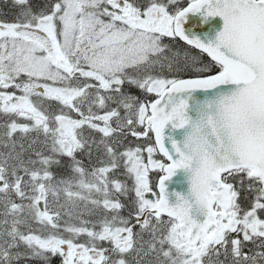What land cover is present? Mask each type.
I'll return each mask as SVG.
<instances>
[{
    "label": "snow or ice",
    "instance_id": "obj_1",
    "mask_svg": "<svg viewBox=\"0 0 264 264\" xmlns=\"http://www.w3.org/2000/svg\"><path fill=\"white\" fill-rule=\"evenodd\" d=\"M12 3L0 20V264H264V0ZM129 135L144 143L125 146ZM93 148L89 169L76 154L91 161ZM62 158L71 176L57 178ZM121 161L131 186L112 175ZM178 170L187 187L169 191Z\"/></svg>",
    "mask_w": 264,
    "mask_h": 264
},
{
    "label": "flooded vegetation",
    "instance_id": "obj_2",
    "mask_svg": "<svg viewBox=\"0 0 264 264\" xmlns=\"http://www.w3.org/2000/svg\"><path fill=\"white\" fill-rule=\"evenodd\" d=\"M32 6H33V10L34 11H38L39 10V7L42 6V5H38L37 0H32ZM17 11H18V9H16L13 6L12 0H0V20H7V21L13 20V18L16 16ZM129 87L131 89H129ZM134 88L135 87L128 86L127 84L124 85V90L126 92L132 93L135 96L139 97V95H138V92H139L138 89L136 88V91H134V90H132ZM141 100H143V99H141ZM111 107H115V105L113 104V105H111ZM121 114H123V110L122 109H121ZM5 120H6V117H0V123L4 122ZM94 135L96 136V139H99V134H94ZM138 143L143 144L144 141L143 140L136 141L130 135L128 136L127 140H125V142H124L125 146H129V145L130 146H135ZM122 150H123V147L118 148V151H122ZM93 154H96L97 157L102 156L103 155V150L101 149V150L97 151L95 148H93ZM76 155H77V158L78 159H81L83 161V164H84V166L86 168L91 169V167L94 164H96V162H97V157H95V156H93L92 157V160L89 161L88 157L84 153H79L78 152ZM145 157H146V154H145ZM157 158H159V157H157ZM123 173H124V169L120 167L112 175L114 177H116V178H119L121 176H124ZM152 175H153V178H155L157 174H152ZM121 202H123V200H121ZM121 214L122 215H125L124 212H122ZM144 238L145 239H148L147 234L145 235ZM105 246L107 247V244H105ZM249 247H252V246L249 245ZM247 250L248 249H245V251H247ZM134 255L135 254L133 253L132 256H129L128 257V259L131 260ZM221 259H223V257H221Z\"/></svg>",
    "mask_w": 264,
    "mask_h": 264
},
{
    "label": "trees",
    "instance_id": "obj_3",
    "mask_svg": "<svg viewBox=\"0 0 264 264\" xmlns=\"http://www.w3.org/2000/svg\"><path fill=\"white\" fill-rule=\"evenodd\" d=\"M183 5L185 6L186 3ZM163 43L164 44H170L174 51L179 49L181 53H183L184 51H188L192 55H199V52L197 50L190 48L189 46L183 44L177 38L174 42L170 38H165L163 40ZM165 55H171V53L166 51ZM202 60L205 64H207L210 61V59L206 55H203ZM165 74H167V73H165ZM182 75H185V74H182ZM129 89H131V88L129 87ZM132 90L136 91V88H134ZM138 95H139V97H141V94L139 92H138ZM154 98L155 97L153 96L152 99H154ZM67 165H68V160L66 158H62V166H60V167L53 166L51 170L56 174L57 178H59L61 176L68 177V176H71V173H70ZM245 195H246L245 193H243V192L241 193V202L242 203L245 202L243 199V197ZM121 200H123V198ZM20 250L24 251L23 248H21ZM17 264H41V261H39L37 259H21L20 261L17 262ZM52 264H59V257H57L55 260H53Z\"/></svg>",
    "mask_w": 264,
    "mask_h": 264
},
{
    "label": "water",
    "instance_id": "obj_4",
    "mask_svg": "<svg viewBox=\"0 0 264 264\" xmlns=\"http://www.w3.org/2000/svg\"><path fill=\"white\" fill-rule=\"evenodd\" d=\"M209 22L215 24L217 26V30H219V28L222 27V21L220 20L219 17L209 18ZM187 26L192 28V31H193L194 34L203 37V33L199 32L198 30L201 27H204V26L200 25L198 23V18H192V22L190 24H188ZM212 35H214V33H212ZM177 39L179 40V38H177ZM182 43H184V42H182ZM204 55H206V54H204ZM166 131H167V129H166ZM166 184L168 185L169 191H172L173 189H175V190L186 189L187 185H186V182L184 181V173H183V171L182 170H178L177 174L174 177H172L169 181H166ZM149 196H150V194H149Z\"/></svg>",
    "mask_w": 264,
    "mask_h": 264
},
{
    "label": "rangeland",
    "instance_id": "obj_5",
    "mask_svg": "<svg viewBox=\"0 0 264 264\" xmlns=\"http://www.w3.org/2000/svg\"><path fill=\"white\" fill-rule=\"evenodd\" d=\"M180 3L181 4H185L186 3V0H180ZM129 86V85H128ZM139 91V93L141 94V99H144V94L140 91V90H138ZM153 96L154 95H149V97H148V99L149 100H151L152 98H153ZM7 119V118H6ZM20 122H23V121H20ZM0 131H2V130H0ZM33 136L35 135V134H32ZM19 138H20V134L19 133H17L16 134V139L17 140H19ZM41 139H43L42 137H41ZM24 142V144H25V146H27V144H28V141L27 140H25V141H23ZM35 147L37 148V149H39L41 146H40V144H37V145H35ZM9 151V149H7V148H4V147H2V146H0V152H8ZM17 151H19V148L17 147ZM31 153H26L25 154V158H27V156L28 155H30ZM93 156H95V157H97V155L96 154H93ZM33 158H35L34 156H33ZM122 161H121V168H123V166H122ZM124 169V168H123ZM119 179H121V180H125V179H127L125 176H121V177H119ZM127 183H128V185L129 186H131L132 185V180L131 179H127ZM133 195V193H129V198H131V196ZM123 198V202L125 203V204H127L128 203V199H126L125 197H120V199H122ZM17 202H19V201H17ZM0 210H2V209H0ZM122 212H124L125 213V215H127L128 214V212H127V208H125L124 210H122Z\"/></svg>",
    "mask_w": 264,
    "mask_h": 264
}]
</instances>
